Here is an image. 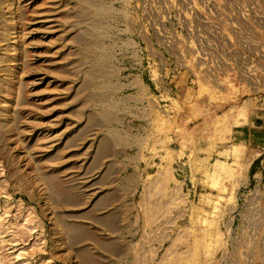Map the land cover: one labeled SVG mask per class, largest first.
Masks as SVG:
<instances>
[{
	"label": "rangeland",
	"instance_id": "374dc122",
	"mask_svg": "<svg viewBox=\"0 0 264 264\" xmlns=\"http://www.w3.org/2000/svg\"><path fill=\"white\" fill-rule=\"evenodd\" d=\"M0 264H264V0H0Z\"/></svg>",
	"mask_w": 264,
	"mask_h": 264
},
{
	"label": "crops",
	"instance_id": "0c3cea01",
	"mask_svg": "<svg viewBox=\"0 0 264 264\" xmlns=\"http://www.w3.org/2000/svg\"><path fill=\"white\" fill-rule=\"evenodd\" d=\"M149 49L151 50V53L154 57L149 56L147 58L143 57L140 59L141 64L138 67L137 72H129L127 77H134L131 82H129V88H132L133 90L137 91L138 93L150 97L153 99H162L161 96L163 93L168 94L170 101L173 99L178 103V106H181V110H179L176 106V109L174 112H177V124L180 122L181 118L183 119V122H189L192 119H195L196 114L201 117L203 114L202 110L197 108L196 105H200V98L202 97L201 94L198 96H190V93L195 94L197 91H193L192 87H183L184 90L187 91L186 97L181 100L180 96L177 98V89L179 87V84H173L171 81L168 80L164 82V79H158L157 78V71L159 70V66L156 65L157 60L163 61L165 60V54L160 53L157 51L152 45H149ZM169 77V74H167ZM166 76V78H168ZM206 93V92H205ZM157 94V95H156ZM173 103V102H172ZM175 105V103H174ZM191 106L193 108L191 109ZM197 110V112H196ZM199 110V111H198ZM208 112V110H206ZM188 116V119H185ZM196 120H193V125H188L190 130L194 129L196 126ZM179 128H176V131ZM193 131V130H192ZM195 134V137L199 139V136H197L195 131L193 132ZM176 135V134H175ZM176 139L178 140V137L176 136ZM176 139L172 141H176ZM209 147V146H207ZM176 154V151H174Z\"/></svg>",
	"mask_w": 264,
	"mask_h": 264
},
{
	"label": "bare ground",
	"instance_id": "6f19581e",
	"mask_svg": "<svg viewBox=\"0 0 264 264\" xmlns=\"http://www.w3.org/2000/svg\"><path fill=\"white\" fill-rule=\"evenodd\" d=\"M215 203V202H214ZM217 207L215 206L214 209H216Z\"/></svg>",
	"mask_w": 264,
	"mask_h": 264
}]
</instances>
